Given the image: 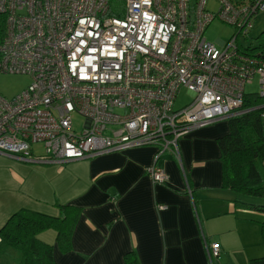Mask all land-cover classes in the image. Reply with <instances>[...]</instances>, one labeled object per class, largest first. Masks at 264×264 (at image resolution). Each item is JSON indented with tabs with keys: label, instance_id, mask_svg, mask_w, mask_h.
Listing matches in <instances>:
<instances>
[{
	"label": "built area",
	"instance_id": "obj_1",
	"mask_svg": "<svg viewBox=\"0 0 264 264\" xmlns=\"http://www.w3.org/2000/svg\"><path fill=\"white\" fill-rule=\"evenodd\" d=\"M208 1L0 0V73L31 79L16 97L0 95V154L64 164L151 146L145 172L162 184L155 160L177 154L189 132L246 112L248 98L264 118V49L244 48L264 0H214L216 13ZM215 19L234 28L220 46L204 36ZM255 79L252 97L244 88ZM182 88L192 100L174 110ZM206 252L217 258L219 244Z\"/></svg>",
	"mask_w": 264,
	"mask_h": 264
},
{
	"label": "crops",
	"instance_id": "obj_2",
	"mask_svg": "<svg viewBox=\"0 0 264 264\" xmlns=\"http://www.w3.org/2000/svg\"><path fill=\"white\" fill-rule=\"evenodd\" d=\"M227 129L219 121L180 138L178 153L166 151L156 163L167 175L162 184L145 172L156 155L151 146L64 164L32 165L0 154L21 164L14 168L20 190L8 176L0 178V228L20 209L57 217L60 205L73 209L71 221L77 215L70 250L57 246L52 230L39 235L53 245L55 264H124L131 253L137 264H247L264 254V214L236 206L237 196L221 186L217 139ZM261 167L264 172V161ZM14 169L5 171L18 176ZM211 242L220 248L215 261L206 252ZM19 258L0 248V264Z\"/></svg>",
	"mask_w": 264,
	"mask_h": 264
},
{
	"label": "trees",
	"instance_id": "obj_3",
	"mask_svg": "<svg viewBox=\"0 0 264 264\" xmlns=\"http://www.w3.org/2000/svg\"><path fill=\"white\" fill-rule=\"evenodd\" d=\"M6 22V13L0 12V47L7 37ZM244 48L248 51L264 49V32L256 45L246 43ZM259 104V99H244L242 110L247 111L225 121L227 134L217 139V145L222 166V188L237 196L234 201L236 206L264 214V203L259 204L264 202V172L261 167L264 161L263 118L260 110H251ZM40 154L36 156L40 157ZM58 209L57 217L28 209L15 212L0 228V248L16 250L20 257L19 264H55L52 258L53 245L42 241L39 235L52 230L55 233L54 242L63 252H67L70 250V238L77 216L71 221L69 212L73 209L60 205ZM259 226L264 247V218ZM218 258H212V261ZM124 264H137L136 257L132 253L127 254ZM247 264H264V254Z\"/></svg>",
	"mask_w": 264,
	"mask_h": 264
},
{
	"label": "rangeland",
	"instance_id": "obj_4",
	"mask_svg": "<svg viewBox=\"0 0 264 264\" xmlns=\"http://www.w3.org/2000/svg\"><path fill=\"white\" fill-rule=\"evenodd\" d=\"M217 8L218 5L214 0L208 1L207 9L209 11L216 13ZM233 32H234V28L232 26L222 23L219 19H215L206 28L204 32V36L208 42L220 46L223 42L229 39V37L233 34ZM263 32H264V11L261 12L255 19L254 29L252 30L250 37L246 40L247 44L256 45L258 38L262 35ZM30 82L31 80L27 75L0 74V94L7 99H12L16 97L18 94H20L22 91H24L30 85ZM244 91L245 94L247 95H250L252 97L255 96L258 92L257 79L254 80L252 85H246ZM191 100H192L191 96L187 93V91L184 88H182L179 91V93L176 95L173 109L174 110L184 109L191 102ZM75 120H76L75 121L76 128L79 130L80 126L82 125V119L75 118ZM263 128H264V118H263ZM33 148L35 152H38L40 150V146H34ZM158 160L159 158L155 160V162H158ZM29 164L34 165V163H29ZM9 167L20 170L21 164L20 162H17V164H15L11 161L0 159V178L2 176H8L20 190L21 176L15 169L14 171L15 173H17L18 176L8 171H5ZM156 167L162 170L164 177L167 180V175L165 171L160 166H156ZM8 181L11 183L9 179ZM259 204L263 205V202H260Z\"/></svg>",
	"mask_w": 264,
	"mask_h": 264
},
{
	"label": "water",
	"instance_id": "obj_5",
	"mask_svg": "<svg viewBox=\"0 0 264 264\" xmlns=\"http://www.w3.org/2000/svg\"><path fill=\"white\" fill-rule=\"evenodd\" d=\"M253 110H260V108H255V109H253Z\"/></svg>",
	"mask_w": 264,
	"mask_h": 264
}]
</instances>
